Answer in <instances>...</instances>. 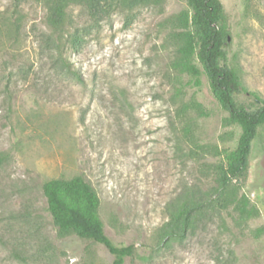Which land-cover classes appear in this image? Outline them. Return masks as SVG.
Masks as SVG:
<instances>
[{
  "label": "rangeland",
  "instance_id": "374dc122",
  "mask_svg": "<svg viewBox=\"0 0 264 264\" xmlns=\"http://www.w3.org/2000/svg\"><path fill=\"white\" fill-rule=\"evenodd\" d=\"M219 1L220 64L237 70L235 100L252 110L250 92L264 98V0ZM185 8L70 5L60 51L79 80L57 61L43 4L0 0V264H112L103 245L60 234L47 211L44 182L74 176L96 191L106 235L133 245L124 264H264V126L224 200L194 213L183 237L164 236L173 209L207 199L240 134L204 74L195 84L171 66L167 19Z\"/></svg>",
  "mask_w": 264,
  "mask_h": 264
},
{
  "label": "trees",
  "instance_id": "16d2710c",
  "mask_svg": "<svg viewBox=\"0 0 264 264\" xmlns=\"http://www.w3.org/2000/svg\"><path fill=\"white\" fill-rule=\"evenodd\" d=\"M46 11L45 25L52 45L57 49L61 68L82 80L71 68L60 51L71 20L67 12L70 5L110 13L115 10L132 11L146 6L161 7L166 0H39ZM186 8L170 16L167 23L175 40V54L171 66L174 71L190 76L199 84L204 74L210 90L227 113L225 121L240 128L235 147L224 155V162L214 169L213 185L205 201L179 204L170 212L171 224L164 236L183 237L192 227V217L205 204L223 201L233 181L242 177L248 166L251 143L260 127L264 126V98L250 92L256 103L248 110L235 100L242 89L240 76L233 67L220 64L228 40L227 19L219 0H185ZM8 38L15 41L18 19H6ZM53 37V38H52ZM1 162V158H0ZM43 194L47 211L60 234L73 233L80 238L99 243L113 256L112 264H124L134 252L132 244H115L105 233L99 216L100 200L96 191L81 176L52 178L44 182Z\"/></svg>",
  "mask_w": 264,
  "mask_h": 264
}]
</instances>
